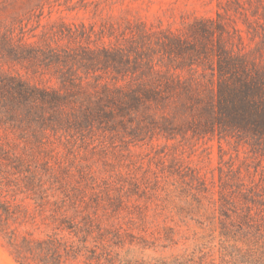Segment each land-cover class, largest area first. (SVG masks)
I'll return each instance as SVG.
<instances>
[{
    "label": "rangeland",
    "instance_id": "1",
    "mask_svg": "<svg viewBox=\"0 0 264 264\" xmlns=\"http://www.w3.org/2000/svg\"><path fill=\"white\" fill-rule=\"evenodd\" d=\"M261 115L264 0H0L17 242L86 240L72 264H264ZM0 264H18L1 240Z\"/></svg>",
    "mask_w": 264,
    "mask_h": 264
},
{
    "label": "trees",
    "instance_id": "2",
    "mask_svg": "<svg viewBox=\"0 0 264 264\" xmlns=\"http://www.w3.org/2000/svg\"><path fill=\"white\" fill-rule=\"evenodd\" d=\"M259 126L264 130V115L260 117ZM13 170L10 168H0V240L3 242L4 247L9 251L13 259L18 264H31L35 255L39 257L40 264H72L78 259L82 258L85 252L83 251V244L86 240H80V246H73V242L62 243L61 237L57 234H51L42 240H31L28 238H22L20 242H17L16 235L11 232H7L8 222L11 218H14L16 213L13 211L18 205L7 197L9 193L6 191L5 182L10 176ZM13 180H15L13 178ZM74 219H64L63 223L70 225L68 229L72 231L71 235H77L74 232L75 229L81 231L80 223H76ZM84 227V225H83ZM75 264H79L78 262ZM86 264V262H84Z\"/></svg>",
    "mask_w": 264,
    "mask_h": 264
}]
</instances>
